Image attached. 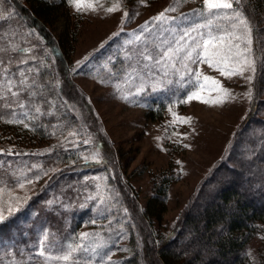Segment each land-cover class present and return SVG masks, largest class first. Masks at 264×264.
Returning <instances> with one entry per match:
<instances>
[{"label": "rangeland", "instance_id": "374dc122", "mask_svg": "<svg viewBox=\"0 0 264 264\" xmlns=\"http://www.w3.org/2000/svg\"><path fill=\"white\" fill-rule=\"evenodd\" d=\"M117 2L118 0H83L80 12L71 5L70 22L77 38L67 60L75 86L87 98L93 109L100 127L98 132L88 128L90 135L76 136L75 138H78L76 143L73 139L74 147L77 146L81 151L68 165L44 157L42 160L38 159L36 165L22 155V159H11L0 166V169H5L2 170L5 171L2 175H6L5 180L1 181L4 184L0 185V209L4 210L3 214L6 218L14 216L31 201L41 198L55 207V211L52 209L39 211L40 218L44 222L38 224L40 229L36 228L33 231L38 243L33 254L35 260L22 259L21 264H74V262L75 264H109V261L111 264H122L132 250V243L129 241L132 237V229L140 232L141 227L132 225L129 220L132 213L126 202L125 189L116 182L117 174H120L124 184L133 188V194L141 206H145L152 191V175L166 169L170 170V166H173L171 169L176 172L178 178L171 185L167 209L162 219L155 220L156 229L162 231L165 226L168 228L177 221L197 185L215 163L225 156L240 126L243 125L241 123L253 118L250 112L256 100L264 99V87L260 89L257 86V67L260 66L259 63L257 64L254 31L251 45L253 59L256 61L254 73L245 70L243 76L237 75L229 79L207 63H199L191 67L201 72V84L206 87H185V82L180 80L179 74L173 76L171 69H168L169 76L165 81H176V88L184 87L185 94L174 96L170 93V85L167 83V91H151L152 86H160L162 72L159 68L152 67L151 62L144 58L147 53L143 52V45H137L135 42L127 43L133 39L131 33L139 32L140 26L148 21L149 27L154 28L152 35L156 38L155 42L159 44L167 35L166 32L162 33L161 29L204 24L206 20L193 14L194 10L203 8V0H119L120 6L117 10L108 13L107 8L116 5ZM169 7H175L176 10L169 12L168 16L177 19L174 22L161 23L158 27L154 26L152 18ZM126 11L129 14L127 19L124 18ZM182 14L187 18L181 19ZM223 15L222 10L221 16ZM228 15H231L230 11ZM246 18L248 19L247 16ZM221 21L223 19L218 20L217 23L224 27ZM60 28L61 24L58 22L49 30L52 34H60ZM225 34V32L219 33V35ZM238 42L233 40V43ZM127 47L130 48L129 51L125 50ZM241 47L245 45L242 44ZM118 48L121 49L119 52L121 59L126 58V61L122 67L113 70L109 67L111 63L109 59H113L114 56L109 58L108 53ZM148 51H152L151 42ZM138 54L142 59L141 62ZM229 66L234 65L230 63ZM121 71L125 72L120 75ZM205 75L219 80L220 85L229 89L235 99L227 100L222 105L213 104L212 101L222 98L223 94L212 86L211 81L203 80ZM249 76L253 78L247 79ZM249 90L252 91L251 99L245 95ZM192 91L199 92L202 99L180 102ZM137 92L140 94L137 95ZM167 93L173 95V107L170 106L171 101L164 114L158 119H153L152 114L163 105L159 101L166 99ZM77 111V114L82 116L80 108L77 107ZM181 117L190 119L185 123L180 119ZM24 122L26 121L22 120V123ZM82 123L86 125L83 116ZM70 133L63 134L64 139ZM18 141L19 136L12 135L0 124V151L4 148L16 149ZM47 141L50 144L46 141L41 143V148H44L42 150L46 151L54 142ZM103 142L110 146L101 145ZM109 149L115 154L114 160L110 163L112 166H108L109 170L101 168L94 174L82 175L79 182L80 164L83 162L91 164L97 153L101 160L105 161L106 151L111 152ZM3 161L5 157L2 158L1 162ZM44 161L46 163L42 164ZM18 173L22 178L15 181V174ZM7 174L13 177L14 184L8 183ZM55 175V185H50ZM37 176L40 177L38 180ZM59 176L60 178H57ZM29 179L33 181L30 184L27 183ZM19 183H25V187L20 188ZM70 187H76L77 192ZM79 189L81 193L78 195L76 193H79ZM17 197L19 200L16 199ZM81 203L80 213L77 209ZM9 206L14 209L11 214L7 211ZM27 217L31 220L34 215L28 214ZM84 233L89 234L86 239L81 235ZM59 235L60 238L65 236L61 240L59 254L52 256L55 237L59 238ZM135 235L133 234V237ZM24 237H27L26 232ZM25 245L26 243L22 244L20 250L25 251L27 249L24 248ZM257 245L254 243L252 249ZM70 246L79 250L69 253ZM42 248L44 254L40 255ZM250 252L254 254L256 251L250 250ZM65 255H69L68 261L63 260Z\"/></svg>", "mask_w": 264, "mask_h": 264}, {"label": "trees", "instance_id": "16d2710c", "mask_svg": "<svg viewBox=\"0 0 264 264\" xmlns=\"http://www.w3.org/2000/svg\"><path fill=\"white\" fill-rule=\"evenodd\" d=\"M239 10L245 12L253 27L257 64L260 66L257 67V86L262 89L264 0H242ZM0 12L11 13L5 19H0V61H3L0 68L8 67L9 75L16 84L13 91L19 92L18 97H14L0 88V93H3L0 97V124L12 135L19 136L16 149L9 151L4 148L0 151V166L11 159L20 160L22 155L36 165L38 159L42 160L43 157L68 165L81 151L77 146L74 147L78 139L75 137L90 135L88 128L95 132L100 128L90 103L72 80L67 60L77 38L70 22L71 5L66 0H0ZM58 22L61 24L60 34H52L49 28ZM221 24L227 26L225 20ZM25 49L28 51H23ZM120 50L112 49L108 53L109 58L114 56L109 59V67L113 70L125 64L126 58L121 59ZM125 50L129 51L130 48ZM30 68L31 72L28 71ZM20 70L28 77L27 85L19 84ZM124 72L121 71L120 75ZM0 79L3 77L0 76ZM175 85L176 81L170 84V93L174 96L184 95V87L177 89ZM173 95L159 101L163 105H160L156 113L152 112L153 119L162 116L171 101L170 106L173 107ZM257 100L250 112L253 118L241 123L243 125L225 156L215 163L197 185L177 221L168 228L165 226L162 231L156 229L155 220L162 219L167 209L171 185L178 178L171 169L173 166H170V170L152 175V191L145 206H141L133 194V188L124 184L120 174H117L116 182L125 189L126 202L132 213L129 220L132 225L141 227L140 232L132 229L129 240L132 250L122 264H264V99ZM77 107L87 127L82 123V116L77 114ZM12 120L26 122L10 123ZM69 132L64 139V135ZM47 140L54 142L45 151L41 143L46 141L50 144ZM107 144L103 142L101 145L110 146ZM110 151H106L105 161L81 163L78 181L101 168L109 170L108 166L115 155ZM4 157L5 161L1 162ZM2 170L5 169H0V185L4 184L1 181L6 178ZM7 175L8 183L14 184L13 177ZM21 176L15 174V181ZM55 179L56 175L50 185H55ZM75 188L70 187L76 191ZM80 193L79 189L76 194ZM46 201L44 198L33 200L14 216L0 222V264H21L22 259H34L38 243L33 231L40 229L38 224L44 222L40 212L51 209L55 211L54 205ZM81 206L82 203L77 209L80 213ZM28 214L34 217L30 220ZM133 234L136 235L133 237ZM64 236L55 237L52 256L59 254ZM25 243L24 248L27 249L20 250V246ZM254 243L258 245L252 249ZM250 250L256 252L251 254Z\"/></svg>", "mask_w": 264, "mask_h": 264}, {"label": "snow or ice", "instance_id": "6c2138e0", "mask_svg": "<svg viewBox=\"0 0 264 264\" xmlns=\"http://www.w3.org/2000/svg\"><path fill=\"white\" fill-rule=\"evenodd\" d=\"M66 2L69 5H74L77 12L82 11L81 4L83 0H66ZM241 3L242 0H203V8L200 10H194L193 14L198 15L201 19H204L207 22L204 24H196L195 26H177L175 29H161V32H166L167 35L161 39L159 44H156L155 42L156 38L152 35L154 28L149 27L148 21L140 26L139 32L133 31L131 33L133 39L127 41V43L131 44L135 42L137 45H143V52L147 53L144 58L151 62L152 67H157L162 72V79L159 82L160 86H152L151 91L162 92L168 90L166 83L167 85L173 83V81H165V78L169 76L168 69H171V74L173 76L179 74L180 80L185 82V87H206V85L201 84V72L191 67V65L199 63H207L210 67L218 69L224 77L229 79L237 75L243 76L245 70H250L254 73L256 71V61L253 59V51L251 47L253 43V27L250 24L249 19L246 18L245 12L243 10H238ZM119 6L120 4L118 0L116 5L107 8V12L112 13L116 11ZM89 7H91V5H89ZM93 10L95 9L93 8ZM175 10V7L165 9L152 18V24L158 27L161 23L174 22L177 18L169 17L168 13ZM222 10L224 12L223 16H221ZM229 11L231 12V15H228ZM9 15H11V13L0 12V19H5L6 16ZM124 18H129L127 11L124 13ZM180 18L186 19L187 17L182 14ZM221 19L228 22L226 27H222L217 23V21ZM220 32H225L226 34L219 35ZM193 33H195V35H193ZM114 35H119V33H114ZM168 37H171V39ZM233 40L239 42L233 43ZM150 42L152 45V51H148V45ZM242 44L245 45V47L242 48ZM23 51L28 50L25 49ZM24 62L26 61H21V63ZM230 63L234 66L230 67ZM2 64L3 61H0V65ZM146 67L149 66L146 65ZM28 71L31 72L32 69L30 68ZM0 76L3 77V79H0V88H3L4 92L9 93L11 96L18 97L19 92L13 91L16 84L13 81L12 76L9 75L8 67L5 66L0 68ZM19 76L21 77L19 84L27 85L28 77L23 70H20ZM252 78L253 77L251 76L247 77L249 80ZM203 80L211 81L212 86L223 94L222 98L213 100V104L222 105L227 100L235 99V96L229 89L223 88L220 85L219 80H215L206 75L203 76ZM138 94L140 93L137 92V95ZM245 95L248 99H251L252 91L249 90ZM2 96L3 93H0V97ZM193 99H202V97L199 92L192 91L186 96L185 100L180 102H190ZM204 102L208 103V101ZM20 106L23 107V105ZM37 111H39L38 108ZM180 119L186 123L190 118L181 117ZM9 122L22 123V121L16 120ZM24 126L28 127L27 124ZM185 147H188V145H185ZM101 159L99 153L93 158L96 163H100ZM39 178V176L36 177L37 180ZM32 182L33 181L30 179L27 180V183L29 184ZM18 186L24 188L25 183H19ZM16 199L19 200V197ZM15 210L18 211L19 209ZM3 211V209H0V222H3L6 219ZM7 211L11 214L14 209L9 206ZM81 235L86 239L89 234L84 233ZM78 250V248H72L71 246L68 249L69 253ZM84 250L86 251L87 249ZM39 254H44L43 248ZM63 260L68 261L69 255H65ZM109 264H111L110 261Z\"/></svg>", "mask_w": 264, "mask_h": 264}]
</instances>
